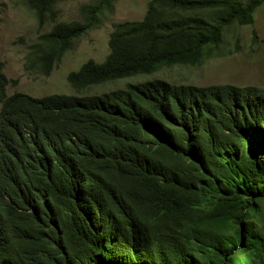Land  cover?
Here are the masks:
<instances>
[{"label":"trees","instance_id":"16d2710c","mask_svg":"<svg viewBox=\"0 0 264 264\" xmlns=\"http://www.w3.org/2000/svg\"><path fill=\"white\" fill-rule=\"evenodd\" d=\"M40 30L25 67L50 76L116 0ZM264 0H151L113 25L110 53L67 81L78 94L9 95L0 62V264H264V90L163 80L84 90L223 57ZM18 143L16 142V140Z\"/></svg>","mask_w":264,"mask_h":264},{"label":"rangeland","instance_id":"374dc122","mask_svg":"<svg viewBox=\"0 0 264 264\" xmlns=\"http://www.w3.org/2000/svg\"><path fill=\"white\" fill-rule=\"evenodd\" d=\"M98 1L59 0L56 6L59 13L58 22H83L81 7L94 5ZM150 1L116 0L113 9L105 11L100 16V26L79 38L50 76H42L26 70V56L29 47L38 42L40 35L50 31L53 23H47L40 30L35 12L31 10L26 0H0V62L5 64L4 73L8 79L16 82L8 87V94L18 92L34 98L55 94H78L68 84V75L78 71L89 60L104 62L110 53L108 42L113 25L142 20ZM222 52L223 57L213 58L202 66L164 68L153 75L95 86L81 94L99 96L125 88L128 84L152 80L197 87L224 84L252 85L264 90V3L256 12L253 25H235L227 30ZM260 207L263 220L262 223L257 222L258 226L264 224V200H261Z\"/></svg>","mask_w":264,"mask_h":264},{"label":"clouds","instance_id":"9594fccd","mask_svg":"<svg viewBox=\"0 0 264 264\" xmlns=\"http://www.w3.org/2000/svg\"><path fill=\"white\" fill-rule=\"evenodd\" d=\"M128 79V78H127ZM122 80H124V79H122ZM118 81H120V80H118ZM114 82H116V81H114ZM111 83H113V82H111ZM99 86V85H98ZM95 87V86H94ZM122 89H124V88H122ZM7 92H8V90H7ZM16 140V139H15ZM16 142L18 143V141L16 140Z\"/></svg>","mask_w":264,"mask_h":264}]
</instances>
